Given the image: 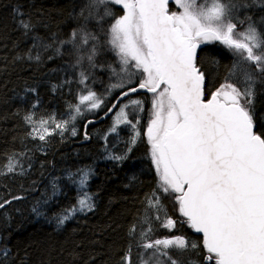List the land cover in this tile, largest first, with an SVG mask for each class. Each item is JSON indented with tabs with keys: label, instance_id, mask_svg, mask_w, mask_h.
<instances>
[{
	"label": "trees",
	"instance_id": "1",
	"mask_svg": "<svg viewBox=\"0 0 264 264\" xmlns=\"http://www.w3.org/2000/svg\"><path fill=\"white\" fill-rule=\"evenodd\" d=\"M201 3L197 0V6ZM232 3L237 11L232 14L234 20L244 21L237 31L247 27L250 17L264 35V0ZM89 4L90 0H0V204L4 205L0 207V264H124L123 258L129 254L131 264H142L144 233L152 240L183 236L198 246L169 248V256L177 264H208L202 234L185 222L176 194L162 191L151 159L147 128L154 94L134 93L127 98H139L144 109L136 123L139 136L122 131L124 143L112 150L113 157L125 159L106 158L102 143L94 136L106 131L110 117L102 123L92 120L106 115L127 87L138 85L142 73L130 64L129 73L136 76V83L107 97L111 84L129 76L107 43L110 24L124 10L108 4L96 12ZM104 7L111 8L113 16L98 22L94 17L102 14ZM168 9L183 11L175 0ZM22 20L30 22V30L21 27ZM85 26L99 37L98 52L91 62L95 67L86 58L88 46L77 50L71 42L72 33ZM80 56L85 58L78 63ZM197 57L205 73L204 99L208 100L239 58L218 41L202 44ZM243 66L256 78L250 109L255 130L264 136V73L246 61ZM110 70L116 74L111 75ZM81 71L88 76L86 83H80ZM232 82L239 84L237 79ZM89 90L107 98L97 115L79 122L78 129L76 123L63 130L56 128L55 124L63 123L77 107L80 95ZM41 120L55 129L44 140L36 136ZM10 161L16 162L14 171H7ZM88 168L92 174L86 181L87 193L94 207L60 225L58 218L81 199L79 178ZM66 173L73 176L67 179ZM57 181L59 193L51 196L55 189L51 185ZM154 199L162 206L159 213L149 205ZM157 214L160 219H156ZM165 214L175 221L174 228L162 226ZM164 262L168 264L167 258Z\"/></svg>",
	"mask_w": 264,
	"mask_h": 264
},
{
	"label": "snow or ice",
	"instance_id": "2",
	"mask_svg": "<svg viewBox=\"0 0 264 264\" xmlns=\"http://www.w3.org/2000/svg\"><path fill=\"white\" fill-rule=\"evenodd\" d=\"M175 3L183 11L169 12V0H90L89 8L96 12L108 4L123 8L124 14L109 26L107 43L120 57L123 72L129 73L131 64L142 73L138 85L127 87L109 111L141 89L153 93L152 119L147 128L151 159L162 191L176 194L185 222L202 234L208 264H264V136L255 130L250 109L256 78L243 66L246 61L264 73V35L250 17L247 27L237 31L238 24L244 21L234 20L236 5L232 0H204L199 7L197 0ZM109 16H113L112 9L104 7L103 13L94 18L99 22ZM89 17H93V11H89ZM21 27L27 31L32 25L22 20ZM217 41L239 59L225 82L205 100V73L198 65L197 50L202 44ZM71 42L77 50L88 46L86 58L90 63L94 61L100 43L96 34L85 26L72 33ZM84 58L80 56L77 62ZM131 75L110 88H125L132 83ZM87 79L81 71L80 83ZM232 79L239 80V84ZM85 102L96 109L103 100L89 90L80 96V103ZM130 108L143 111V101L130 99L124 103L115 115L112 132H117L120 124L136 128L138 121L134 122L135 117L129 119L126 111ZM74 111L80 114L81 108L77 106ZM26 119L32 121L31 116ZM46 123L40 121V140L51 134L43 127ZM65 126L66 122L55 124L62 130ZM15 167L16 162L10 161L8 171ZM149 205L157 213L162 209L158 199L149 201ZM93 207L90 197L79 200L80 211H91ZM67 219L69 216L64 215L58 223L63 225ZM156 219H160L159 214ZM162 226L174 228L175 221L165 214ZM143 235L146 239L141 247L152 250L149 255L157 258L156 264H165L160 257L167 258L168 264H177L169 256V248L186 250L198 246L179 235L154 240L148 239L147 233ZM123 260L124 264H131L130 254ZM142 264L148 261L143 260Z\"/></svg>",
	"mask_w": 264,
	"mask_h": 264
},
{
	"label": "rangeland",
	"instance_id": "3",
	"mask_svg": "<svg viewBox=\"0 0 264 264\" xmlns=\"http://www.w3.org/2000/svg\"><path fill=\"white\" fill-rule=\"evenodd\" d=\"M204 5V0H202V3L199 5V6H203ZM198 6V7H199ZM237 11L234 10L233 8V12L232 14L236 13ZM240 15V12L236 14V17L237 18L238 16ZM106 61H109L110 60V57H106L105 58ZM110 74L113 75V74H116L115 71H111L110 70ZM131 80H132V83L131 84H128V85H133L136 83V76L135 75H132L131 76ZM122 90V88H111L109 91L110 93L107 95V97H110L115 91H120ZM94 92V91H93ZM88 92L82 94V95H87ZM96 93V92H95ZM97 94V93H96ZM81 96V95H80ZM98 96V94H97ZM100 97V96H98ZM101 98V97H100ZM102 99V98H101ZM107 98H103V103L99 106V108H96V109H91L90 108V102H85L84 104H81L80 103V98L78 100V103L76 104L77 106H79L81 108V113L80 114H77L75 113L74 109L76 107H74V109H72L69 114H68V118L66 120H64L63 122H66V126H68L69 124H73V123H76L77 126L75 129H78L79 128V122L81 121H85L87 118H91L93 119L92 117L96 116L97 114L95 113L96 111H100L103 107V105L105 104V101H106ZM132 99H139V98H132ZM130 99H125V101H123L121 104H119V106L116 108L115 112L110 116V120H109V125L106 129V131L104 133H95L94 136L98 138V140L102 143V149L103 151H105L107 154H106V158H113V154H112V150L113 149H116V148H119L120 145L122 143H124V140H122L121 138V133L122 131H131L133 133V135H136V132H137V128L136 127L135 129H133L130 125H126V124H120L117 127V132H112L111 129L112 127L114 126V121H115V115L118 111V109L124 104L126 103L127 101H129ZM144 109V108H143ZM126 111L129 112V119H133V117H135V122L136 121H139V117L142 113V111H135L134 109H127ZM75 116V119H72V117ZM81 118V119H80ZM84 119V120H83ZM65 126V127H66ZM42 126H39L38 130L41 129ZM43 127H46L48 128L49 132L52 133L55 129L51 128L50 126H47V125H43ZM38 137V135H36ZM47 136V135H46ZM45 136V137H46ZM112 147V148H110ZM7 171H8V168H7ZM91 169L88 168L86 169L83 173H82V176L79 178V183H78V189L81 193V199L85 198V197H90L87 193V189H88V186L86 184V181L88 179V182H89V179L91 177ZM65 178L69 179L73 176V174L71 173H66L65 175ZM85 177L86 180H85ZM84 181V183H81V181ZM52 187H54V191L52 193L51 196H56L58 193H59V188H58V181L56 183V185H51ZM91 198V197H90ZM44 204H47L46 202L43 201ZM91 203H92V198H91ZM94 205V204H93ZM75 209V212H73L72 210ZM72 210H70L68 213L64 214V215H68L69 218L75 216V215H79V214H85L89 211L87 210H84V211H80L79 210V201H78V204L77 206H75ZM93 209V208H92ZM78 213V214H77ZM64 215H62L61 217H63ZM152 252V250H147V251H144L143 253V257L142 259L143 260H147L148 261V264H156V260L157 258L154 257V256H150L149 254ZM164 258L165 257H160L159 259L161 261H164Z\"/></svg>",
	"mask_w": 264,
	"mask_h": 264
},
{
	"label": "water",
	"instance_id": "4",
	"mask_svg": "<svg viewBox=\"0 0 264 264\" xmlns=\"http://www.w3.org/2000/svg\"><path fill=\"white\" fill-rule=\"evenodd\" d=\"M172 0H169V3L171 2ZM197 53H198V50H197ZM141 92H147L146 90H144V89H141V90H139L138 92H135V93H141ZM147 93H150V92H147ZM132 94H134V93H132ZM131 94V95H132ZM153 94V93H152ZM129 96H126V97H124L123 98V100H121L120 101V103L122 102V101H124L125 99H127ZM117 101V100H116ZM116 101H115V103H116ZM119 103V104H120ZM119 104H116V108L119 106ZM116 108H114V109H112L111 111H109L106 115H104L101 119H99V120H92V122H97V123H99V122H104L106 119H108L114 112H115V110H116ZM87 126V125H86ZM201 234V233H200Z\"/></svg>",
	"mask_w": 264,
	"mask_h": 264
},
{
	"label": "bare ground",
	"instance_id": "5",
	"mask_svg": "<svg viewBox=\"0 0 264 264\" xmlns=\"http://www.w3.org/2000/svg\"><path fill=\"white\" fill-rule=\"evenodd\" d=\"M77 84H78V83H77ZM80 119H81V118H80ZM87 119H88V118H87ZM90 119H91V118H90ZM83 120H84V119H83ZM101 123H102V122H101ZM94 124H95V123H94ZM66 136H67V135H66ZM67 139H68V138H67ZM64 183H66V182L64 181ZM88 189H89V188H88ZM88 189H87V190H88ZM3 207H4V206H3ZM57 212H58V211H57ZM60 214H61V213H60ZM77 214H78V213H77ZM73 219H74V218H73ZM73 219H72V220H73ZM72 220H71V221H72ZM71 221H70V222H71Z\"/></svg>",
	"mask_w": 264,
	"mask_h": 264
}]
</instances>
